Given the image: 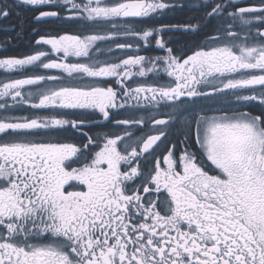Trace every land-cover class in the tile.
<instances>
[{"label": "snow or ice", "instance_id": "snow-or-ice-1", "mask_svg": "<svg viewBox=\"0 0 264 264\" xmlns=\"http://www.w3.org/2000/svg\"><path fill=\"white\" fill-rule=\"evenodd\" d=\"M185 6L182 0L0 2V20L22 7L37 12V21L67 12L64 18L80 25L78 34L35 42L68 62H44V50L0 59L5 73H34L0 82V264H264V0L249 6L203 0L199 19L154 22ZM213 22L214 34L197 42ZM109 25L112 35L87 34ZM165 31L192 37L191 54L175 55ZM117 33L145 48L154 43L166 55L100 60L98 42ZM37 68L57 69L73 82ZM161 72L166 85L126 83ZM108 80L119 91L104 86ZM24 105L50 111L8 114ZM161 108L166 118H158ZM120 109L145 115L115 119L123 135H89L95 114L111 121L110 110ZM149 123L146 136L132 131ZM142 159L154 166L145 169Z\"/></svg>", "mask_w": 264, "mask_h": 264}, {"label": "flooded vegetation", "instance_id": "flooded-vegetation-1", "mask_svg": "<svg viewBox=\"0 0 264 264\" xmlns=\"http://www.w3.org/2000/svg\"><path fill=\"white\" fill-rule=\"evenodd\" d=\"M3 2V0H0ZM9 3H13V0H8ZM182 2L186 5L182 10H177L174 13H170L169 15L157 19L154 22L157 25L160 24H187L190 20L199 19L203 16V12L197 9V4L203 3V0H182ZM241 6H249L253 4H258L259 0H238ZM37 12L26 10L24 8H16L12 11L11 15L7 19L0 20V59L3 58H23L27 55L35 54L37 50H44L49 55L42 58L44 62H48L49 59L56 60L57 62H68L63 61L62 53H52L51 47L48 45L39 44L37 45L35 42L40 38H52L58 37L62 34H78L80 31V25L73 23L72 21L67 20L66 17L68 15L65 12L61 19H46L37 21L34 17L37 15ZM130 20H135L136 18H129ZM138 26V25H134ZM214 26L215 22L212 25L204 28L200 33L197 34L195 40L199 42L201 37H203L206 33L214 34ZM35 29V31H33ZM96 31H100L101 34L112 35V32L115 31L111 29L109 25L107 28H90L87 34H95ZM255 31V29H254ZM163 39L168 42V46L174 49V54L177 56H185L190 55L191 51L189 48V42L192 37L183 34L182 32H173L170 33L165 31L163 33ZM117 43H131L133 46L131 48L119 49L116 47ZM101 52L95 53L97 57L104 61L107 60L109 62H119L120 59L127 58L129 54H140L144 56H164L166 52L163 50L157 49L153 43L151 47L145 48L142 45V42L138 41L136 37L133 36H125L123 34L117 33L112 36V39L109 41L98 42ZM137 44L140 47H137ZM111 47L112 51L109 52L108 48ZM60 57L61 59H57ZM85 59V58H80ZM77 58L70 57L69 61L75 62ZM135 71V69H134ZM35 73L38 74H53L64 77L65 83H72L66 74L57 70V69H43L37 68ZM34 74L30 69H24L21 72H12L5 73L4 70L0 69V82H7L10 78H26L28 75ZM136 82H143L146 84H151L153 86L166 85L169 82V78L164 75L162 72L159 77L155 76L152 73H149L148 77H133L132 80L126 81V83L131 84L133 87L137 86ZM104 86H112L119 91V85L115 84L114 80H108L104 82ZM3 103V101H0ZM239 107V105H234ZM209 108H220L225 107L223 104H210ZM251 109L254 112L259 111L258 107L247 105L245 106V110ZM50 110H34L29 108L27 105L22 106V108L12 109L8 113L12 116H27L33 113L36 114H46ZM153 114L156 113L155 109L151 110ZM166 109L161 108L158 114V118H166L164 116V112ZM133 113H135V117H133ZM3 114V110H0V115ZM211 114V112L209 113ZM110 115L113 118L111 121H104L102 117H99V114H95L92 123L88 125L86 130L89 132V135L96 137L98 135H103L104 133L109 134H120L123 135V128L125 126L116 127L114 120L115 119H132V118H140L145 115L143 110L136 109H120V110H110ZM98 118V119H97ZM136 128H133L132 131L135 135H147L153 131L152 125L149 123L147 127L137 131ZM165 143H161L159 148L156 149L157 153H162L165 148ZM142 165L145 169L148 167L154 166L155 161L150 160L148 162H144L141 160Z\"/></svg>", "mask_w": 264, "mask_h": 264}]
</instances>
